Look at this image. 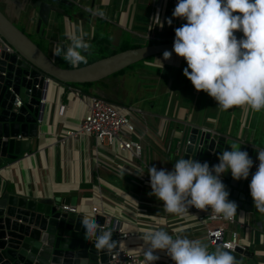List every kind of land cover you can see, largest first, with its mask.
<instances>
[{"label":"crops","instance_id":"crops-1","mask_svg":"<svg viewBox=\"0 0 264 264\" xmlns=\"http://www.w3.org/2000/svg\"><path fill=\"white\" fill-rule=\"evenodd\" d=\"M81 3L82 6L74 4V8H66L70 17L52 14L42 36L36 33L34 25L29 24L28 17L18 14L13 1L0 0V8L53 62L63 67L72 66L62 55H53L52 49L58 42L70 43L65 35L67 32L77 31L79 34L82 31L87 33L85 39L91 45L97 38L101 43L117 48L124 43L147 44L148 41L135 35L136 29L157 32L176 29L187 23L172 16L176 5L171 0H81ZM86 8L99 9L105 12L106 18L93 16L85 11ZM169 19L172 20L170 25ZM146 67L149 72L143 73V78L149 80L144 83L155 88L130 101L153 115V122L149 123L153 135H147L150 144L145 146L141 160L117 156L102 148L94 149L91 140L83 134L61 143L60 134L65 124L79 119L82 106L79 107L76 99L70 100L65 83L51 80L42 120L39 121L38 137L31 139L26 150L31 154L24 160L0 166V195L17 193L49 203L56 197H75L79 211L91 214L92 206L97 203L91 198L94 195L92 186L101 180L102 186L105 182L137 196V204L125 201L123 205L121 198L115 200L107 193L101 194L105 207L111 210L114 218L125 222L126 230L136 231L141 238L147 232L163 230L174 239L177 236L199 239L207 245L204 231L189 227L188 224L193 222L189 216L167 213L163 201L149 195L151 187L147 182V171L152 166L158 170L174 168L177 143L172 135L177 133L182 142L186 141L192 127L210 128L215 133L264 150V108L259 112L249 106L222 110L212 97L204 91H197L184 76L187 63L178 55L172 54L167 60L163 54L153 56ZM61 105L67 108L63 114L59 112ZM122 169L126 170L125 174ZM217 224L226 227L224 241L231 240L235 232L237 245L247 246L257 263L264 264V214L237 208L233 223L215 222ZM139 242L132 241V247L144 253L147 245ZM154 254L160 259L153 264H175L165 251L157 250Z\"/></svg>","mask_w":264,"mask_h":264},{"label":"water","instance_id":"water-1","mask_svg":"<svg viewBox=\"0 0 264 264\" xmlns=\"http://www.w3.org/2000/svg\"><path fill=\"white\" fill-rule=\"evenodd\" d=\"M18 14L35 20V31L46 32L52 14L70 17L66 8H73L71 0H11ZM177 5L178 0H171ZM0 36L14 49L0 53V166L20 159L29 147L31 139L39 134L51 80L62 83L86 84L100 81L132 64L147 58L172 51L175 29H163L155 33L156 42L117 51L78 67H63L50 58L31 37L20 29L0 8ZM172 54H175L172 51ZM22 99L20 107L14 106L15 96ZM20 135L22 139L17 138ZM188 143L173 158H189L219 163V154L231 150V141L240 144L253 160L247 179L235 180L230 170L221 177L228 199L237 208L260 213L255 209L249 184L258 168V149L231 136L192 127ZM62 203L74 205L75 197H56L53 202L38 201L26 195L11 193L0 195V264H109L111 251H101L93 242L84 239L81 226L83 217H95L100 226L104 224L102 214L66 212ZM99 231V230H98ZM112 239L116 240L114 230ZM222 240L218 243L221 244ZM218 245L210 247L213 252ZM221 246V245H219ZM116 249V248H115ZM231 251L236 264H258L254 253L247 246L235 245Z\"/></svg>","mask_w":264,"mask_h":264},{"label":"clouds","instance_id":"clouds-1","mask_svg":"<svg viewBox=\"0 0 264 264\" xmlns=\"http://www.w3.org/2000/svg\"><path fill=\"white\" fill-rule=\"evenodd\" d=\"M85 11L106 18L99 9ZM172 16L187 21L175 29L172 51L185 59L183 74L195 89L206 92L225 111L236 106H249L255 112L264 108V0H178ZM236 31L243 37L238 39ZM65 35L70 43L58 42L53 55H62L74 68L87 64V56L82 54H91L87 33L71 31ZM172 51L165 50L163 58L170 59ZM230 148L220 153L219 163L211 167L208 162L189 158L178 159L172 171L149 167V195L163 201L169 214L182 216L194 206L205 211L210 208L232 220L238 206L228 199L221 177L230 170L233 179H247L254 162L239 143L231 141ZM257 159L259 165L249 188L255 209L264 213V150L258 151ZM121 171L125 174L126 170ZM81 226L84 239L93 242L97 250L107 252L117 247L113 233L104 232L95 217H83ZM141 239L147 245L146 264L160 259L154 254L157 250L165 251L175 264H236V257L225 246L209 252L199 239H174L163 230L147 232Z\"/></svg>","mask_w":264,"mask_h":264},{"label":"built area","instance_id":"built-area-1","mask_svg":"<svg viewBox=\"0 0 264 264\" xmlns=\"http://www.w3.org/2000/svg\"><path fill=\"white\" fill-rule=\"evenodd\" d=\"M71 1L77 6H82L81 4H83L81 0ZM157 12H159V8H157ZM35 20L32 19L29 24L35 26ZM134 33L137 37L148 41V43L156 40V32L153 29L148 31L136 29ZM235 35L238 39L243 37V33L240 31H236ZM3 49L7 52H14V49L0 36V53ZM65 84L71 98L70 100L76 99L77 104L79 107L81 105L82 109L80 117L76 122L65 124L60 134L59 140L61 143H66L69 138L83 134L88 140H91L94 149L98 150V148H102L117 156L133 157L135 160H141L143 158L145 146L150 144L147 135H153L149 128V123L153 122V115L151 113L144 110L138 104L113 102L97 94L87 93L76 84ZM21 105L22 99L16 95L14 106L18 108ZM66 109V105H61L59 112L63 114ZM199 129L210 130V128L205 127H199ZM172 137L177 143L175 151L176 153H180L186 143H188V140H183L182 142L177 133H173ZM17 138L22 139L20 135ZM258 150L260 151L262 149ZM30 154L29 151H24L20 159L24 160ZM166 170L172 171L173 168ZM146 178L148 179V184H150V176ZM103 183L105 186H102L100 180L98 184L92 186L94 195L91 198H94L95 200H93L97 203L92 206L91 214L99 213L105 216L104 224L101 226L104 232L115 231L118 245L109 255V264H146L144 253H139L132 247V241L139 240L140 244L144 241L138 236L136 231L126 230L124 226L125 222L122 223L118 218H114L111 210L103 204L101 194L107 193L115 200L121 198L123 205H125V201L137 204V196H134L131 192L126 193L105 182ZM140 186L141 183L139 184ZM103 190L107 191L103 192ZM59 207L62 211L66 212H81L76 204L62 203ZM185 214L193 220L191 224H188L189 227L200 228V230L204 231L207 246L221 245L232 249L237 244L235 232L232 233L231 240L224 241L223 236L226 227L218 224L215 225V222L233 223L235 216L229 221L225 220L222 215L213 213L210 208L205 211L197 209L194 206H190L188 212ZM220 240H222L221 244L218 243Z\"/></svg>","mask_w":264,"mask_h":264},{"label":"rangeland","instance_id":"rangeland-1","mask_svg":"<svg viewBox=\"0 0 264 264\" xmlns=\"http://www.w3.org/2000/svg\"><path fill=\"white\" fill-rule=\"evenodd\" d=\"M76 7V6H75ZM74 8V6H73ZM76 10V9H75ZM127 39V38H126ZM111 49H116V51H120V48H113L109 47ZM108 52L105 51V54ZM94 52H91L90 55H87L88 57L94 56ZM144 65L139 64V66H135L136 69H129L126 68V71L122 75H118L116 77L107 78L105 79L103 84H98L95 86V84H92L90 87L87 84H76L78 87H80L83 91H86L88 93H94L97 94L107 100L117 102V103H130V101H134L139 99V97L143 93H150L153 91L152 86L146 85L144 82L149 80L145 79L143 73L147 74L148 68L146 67V63ZM136 64V63H135ZM138 65V62H137ZM111 76V75H110ZM146 85V86H145ZM107 88V92H105V89ZM90 91V92H89Z\"/></svg>","mask_w":264,"mask_h":264},{"label":"trees","instance_id":"trees-1","mask_svg":"<svg viewBox=\"0 0 264 264\" xmlns=\"http://www.w3.org/2000/svg\"><path fill=\"white\" fill-rule=\"evenodd\" d=\"M93 41H94V44H92L91 52H94L95 54H94V56H90V57L87 56V60H88L87 63H89V62H91V61H94V60H96V59H98V58H101V57H104V56H107V55H110V54H112V53L117 52L116 49H111V48H109L110 46L101 43V41L98 40L97 38L94 39ZM154 42H156V40H153V41H151L150 43H154ZM140 45H141V44H129V43H124V44H123L121 47H119V48H120V50H124V49H127V48H132V47H136V46H140ZM142 45H143V44H142ZM105 51H107L108 53L105 54ZM151 58H152V57L147 58V59L142 60V61H139V62H138V65H137V63H136V64H132L131 66H129V67H127V68H129V69H133V70H134V69H136L135 66L138 67L139 64L144 65V62H145V61H149ZM80 65H83V63H81ZM125 71H126V68H125V69H122V70H120V71H118V72H116V73H114V74H112L111 76H108L107 78H109V77L112 78V77H116V76H118V75H122ZM107 78H104V79H102V80H100V81H97V82H94V83H86V84H87L89 87H90L92 84H95V86L98 85V84L101 85V84L104 83L105 79H107ZM105 92H107V88L105 89Z\"/></svg>","mask_w":264,"mask_h":264},{"label":"bare ground","instance_id":"bare-ground-1","mask_svg":"<svg viewBox=\"0 0 264 264\" xmlns=\"http://www.w3.org/2000/svg\"><path fill=\"white\" fill-rule=\"evenodd\" d=\"M50 84V83H49Z\"/></svg>","mask_w":264,"mask_h":264}]
</instances>
